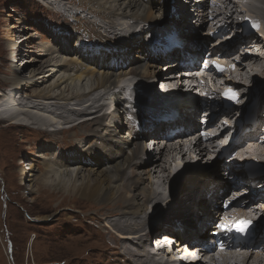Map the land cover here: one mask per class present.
<instances>
[{
    "label": "bare ground",
    "instance_id": "6f19581e",
    "mask_svg": "<svg viewBox=\"0 0 264 264\" xmlns=\"http://www.w3.org/2000/svg\"><path fill=\"white\" fill-rule=\"evenodd\" d=\"M52 1L43 0V6L47 9L51 8ZM202 1L195 0L194 3L199 5V3H203ZM254 1L220 0L221 6H227L224 12L227 26L226 35H231L222 50L234 52L238 47H243L242 51L245 55H242V65H239V68L242 67L240 72L243 73L244 77L249 72L254 80L261 82L260 79L264 78V63H262L261 68L257 65V62L264 60V15L261 16L258 22L260 26L258 36L255 33L242 35L245 13H249L248 7ZM70 4L73 5L74 3L67 2L65 10L70 7ZM90 4L86 8L88 12L101 19V23L97 24L96 27L107 34L102 42L98 40L89 42L91 36L86 37L82 34L74 37L73 34L67 35L60 31H52L54 45L45 43L40 47V51L49 56V59L51 58L55 65L52 66L51 64V68L48 60V62L44 61L45 63L34 69L32 65L34 62L31 60L27 63L30 65L29 70L22 77L18 75L21 70L18 66L19 71L8 78L11 80L12 85L4 93L0 92V117L6 119L4 122H8L9 125L14 127L18 126L26 130L30 128L41 133L50 134L64 130L70 131L77 125L90 126L92 124L94 126V131L90 134L87 131L81 134L82 136L78 139L74 152L67 154L64 158L61 157L60 160L57 157L52 160L49 159L54 166L49 165L47 163L48 159H45L44 155L41 154L38 158L44 161L45 172L40 175V178L33 180L34 175H29L25 169L21 170V181L30 184L26 190L32 192L51 190L53 193H63L67 197L91 199L92 202L97 204L121 205V209L103 215L104 227L113 230L106 232L108 241L114 244L111 247L118 253L119 257H123L124 260L128 261V264H165L149 257L145 252V246L149 240L145 238L146 235L144 234L147 226L150 225L152 231L153 229L155 231L159 229L161 234L165 233L159 239L169 236L177 237L186 242H192L194 239H204L209 229V223L212 225L210 227L224 223L222 211H218L217 205L220 203L215 202L219 198L218 190H223V195L218 199L219 201L227 198L229 191L232 190L238 193L243 184L246 186V183H250L249 186L247 185V189L250 190V194L254 199L249 200L251 196H246L241 201L247 202L245 208L261 205L260 220L257 221L254 232V238L258 239L264 230V189L261 188L256 191L253 188H255V184H264V175L255 178L253 181L244 180L242 184L238 181L226 184L218 181L217 175H213L209 168L199 169L201 168L199 167L193 172L192 179L195 180L193 187L186 188V193L183 195V192L176 199L178 206L184 205L183 211L176 218H174V215L171 218H166L163 212L171 205L166 203L162 197V192L171 180L170 175L179 170L176 166L177 163L179 162V165L184 161L185 167L187 163H190L192 150L186 148L185 143L173 144L176 139L174 138L168 140L166 146L158 152L154 153V150H152L151 153H154L155 156L150 157L147 162L137 164L134 162L137 157L134 141L137 139L138 128L128 125L126 121L127 127L123 125L122 121H108L109 115L112 114L111 110H109L107 116H104V114L101 117H93L94 114L103 110L100 102L105 99V96L109 95L110 91L116 86H124L123 84L127 80L125 78L128 76H135L145 81L156 78L158 82L165 84L167 92L171 90L170 85L177 81L173 77L160 72V54L155 53L154 50L152 51V48L144 43V40L139 41L134 35L135 33L148 32V29L146 30L144 27L137 29V26L141 23L152 27L163 21L169 10L167 1L91 0ZM239 4H241L240 9ZM202 7L203 10L199 13V17H204L200 20L197 19V24L200 21L208 20L206 26L214 30L217 21L212 19V12L207 9V5ZM57 8L60 10V7L57 6ZM263 8L256 9L255 13L261 14ZM51 9L54 10L53 7ZM174 12L175 17L168 19L165 17V20L174 23L175 28L180 33V40L193 41L191 39L186 40L188 35H184L185 33L182 32V29L187 30L185 26H187L188 20L184 7H175ZM190 12H192V9ZM67 15L65 16L67 17ZM68 16L75 20L81 19L76 13H70ZM251 24L256 25V22H251ZM202 28L203 25L198 27L199 32ZM196 33L193 36L196 42L211 39V36L203 34V31ZM197 35H200L201 39ZM119 39L121 42H119ZM238 58L236 56L235 59ZM224 60L220 63L226 64L227 60ZM15 61V59L12 60V63ZM244 65L249 68L247 72H245ZM28 89H32V95L31 93L28 94ZM98 92H104V94L95 96ZM253 94L255 96L253 99L263 100L264 85H262L258 94L255 92ZM110 99L107 103L110 102L111 104L113 98L110 97ZM114 99L118 100V97H114ZM75 102L78 103L73 104ZM194 103H196V99L193 96L175 97L168 102H161L159 111L163 114V110L169 109L164 115L165 117H170L175 113L178 114L175 122L169 124L172 129L180 124L193 127L194 112L189 113L187 110L193 108ZM51 104L65 105V110L63 109L65 119L59 117L57 113L47 111ZM110 104L107 105L110 106ZM176 104H179V106H176ZM219 105V102H213L210 107H218ZM118 106H120V103ZM114 110L116 108H113ZM248 110L254 111V107L250 108L248 106L242 112L245 113ZM117 111L119 112V109ZM159 111L148 116L141 115L145 127L149 128L152 123L157 130L146 135V137H154L146 142L156 144L160 140L159 137L165 135L163 133L158 136V133L161 134L165 129L164 124L158 123V119L163 117L158 114ZM235 113L237 112H231L228 118L233 119ZM116 117H119V114L115 115L113 119ZM257 118L256 113H253L251 124L255 129L252 132L248 131L250 130L249 126L242 120L236 141L243 140L236 142L233 146H229L228 143L225 144L227 146L226 153L232 147L237 153L234 154L233 158L229 156L222 159L230 158L235 159L234 161H242L244 167L252 165L253 168L264 173V123L263 119L258 120ZM31 119L39 121V123L33 122ZM117 122L119 123L117 124ZM238 127V125L235 126L237 129ZM170 131L172 130L170 129ZM224 132L228 134L230 132L229 128L224 127L215 140H221ZM53 145L47 148L51 150L50 152L53 150ZM146 153H148L147 150ZM208 153L206 149H202L199 151L198 156L203 159ZM253 158H257L259 164H254L252 162ZM171 163L175 164L174 172ZM228 163L229 166L235 162ZM28 165V171H32L34 169L33 163ZM243 166L236 164L226 171L234 174ZM98 168L100 169L98 170ZM182 171L183 169L178 173ZM124 175H127V178H124ZM251 183L254 186H251ZM231 185L238 189L230 190ZM207 196H210L208 200L206 199ZM167 200L171 202L172 196L167 197ZM187 203L190 205L186 206ZM150 205L151 210H153L150 217H140L139 215L145 213ZM180 211L179 209L178 212ZM242 213L243 210L229 211L226 216L237 218ZM192 222L194 224L190 226L189 224ZM195 223H201V226L198 228ZM179 225L180 230L174 231L173 228ZM182 228L184 232L181 231ZM208 240L209 237L206 241ZM131 242L135 243L138 248H134ZM210 243L212 244L214 241H210ZM198 247H193V250L198 251ZM232 258V260L226 261L225 264H264V246L262 245V251L257 252V254H255V251L249 252V249H243L234 254ZM197 264L205 263L200 262ZM211 264L220 263L213 262Z\"/></svg>",
    "mask_w": 264,
    "mask_h": 264
},
{
    "label": "rangeland",
    "instance_id": "374dc122",
    "mask_svg": "<svg viewBox=\"0 0 264 264\" xmlns=\"http://www.w3.org/2000/svg\"><path fill=\"white\" fill-rule=\"evenodd\" d=\"M28 1L30 0H0L1 93H4L12 85L8 78L19 71L18 66L21 68L18 75L22 77L29 70L30 65L27 63L31 60L34 62L32 64L34 69L40 64L48 62V60L50 66L51 64L52 66L55 65L49 56L40 51V47L45 43L54 45L52 31H60L67 35L73 34L74 37L81 34L86 37L91 36L89 42L95 40L102 42L107 36L103 30L96 27L97 24L101 23V19L94 17L91 15L93 13L90 14L86 9L91 5V0H60L61 2L53 0L51 8L53 7L54 10L45 8L43 0ZM67 2H72L75 6L72 7L73 5L70 4V7L65 10ZM57 6L60 7V10L56 9ZM262 6L264 7V0H255L248 7L250 10L248 14L255 17L260 15L259 18H261L264 15V10L261 14H256L254 10L261 9ZM81 8L84 9V12L79 11ZM75 12L79 13L82 18L75 20L65 17V14H75ZM194 23H196L195 18L188 19L185 27L190 30ZM199 36L197 35V37ZM119 42H121L120 39ZM14 59L16 61L12 63ZM262 63L264 60L257 62V65L262 68ZM260 81L257 82L252 78L250 92L259 93L262 85H264V78ZM31 90H27L28 94L31 93ZM100 94L101 92H98L95 96ZM167 98L172 97L161 99L150 93L146 103L147 105L158 104ZM252 101L248 106L254 107L258 120L260 118L264 120L262 117L264 99L255 98ZM67 104L66 106H68ZM63 109L65 110V105L51 104L47 111L57 113L59 117L65 119ZM102 109L105 110L106 107ZM151 111L148 109L147 113L150 114ZM97 116L101 117L98 113L93 115V117ZM241 117L231 119V123H235V125L241 123L244 120ZM32 121L39 123V121ZM84 131L90 134L94 131V126L92 124L90 126L77 125L70 131L64 130L47 134L30 128L26 130L18 126L14 127L8 122L0 121V264H128V261L119 257L118 253L111 247L114 244L108 241L106 232L113 230L105 228L103 220V215L121 209V205L97 204L91 199L67 197L63 193H53L51 190L32 192L26 190L30 184L21 181L20 171L24 169L29 175H34L33 180L43 175L42 173L45 172L44 161L38 158L41 154L44 155L45 159H48L47 163L52 165L49 159L52 160L57 157L60 160L61 157L64 158L67 154L74 152L77 141ZM50 145H53L52 152L47 149ZM201 159L198 162L187 163L188 166L195 163V166L190 165L185 172L179 174L174 172L175 164L171 163L174 173L170 175L171 180L162 192V197L166 203L171 205L164 212L161 211L166 218H171L172 215L176 218L183 211L184 205L178 206L176 199L183 192V195L186 193V188L193 187L195 184V180L192 179L193 172L199 167H201L199 169L209 168L213 175H217L218 181L230 184L225 175V170L229 167L227 165L229 163H226L225 159H216L210 162L208 161L210 159L209 153ZM134 162L138 164V161L134 160ZM234 162L243 165L240 161ZM29 163H33L35 170L28 171ZM240 171L243 172L242 169ZM127 175H124V178H127ZM244 180L248 179L245 177L240 179L241 182ZM260 184H255L253 189L260 190L262 188ZM247 185L249 186L250 183H246V186L243 184L241 188L250 192ZM218 194L220 196V190H218ZM169 196H172L171 202L167 200ZM209 198L210 196H207L206 199ZM250 199L254 198L251 196ZM189 205V203L186 204V206ZM151 209L150 205L148 210L139 216L150 217L153 211ZM179 209L180 212H178ZM192 224L194 223L189 225ZM195 224L198 228L201 226V223ZM148 228L149 226L144 232L146 239H149ZM159 231V229L154 230V233L160 237L162 234ZM207 237H210L209 234ZM131 243L134 248H138L135 243ZM145 252L147 253L146 247Z\"/></svg>",
    "mask_w": 264,
    "mask_h": 264
},
{
    "label": "clouds",
    "instance_id": "9594fccd",
    "mask_svg": "<svg viewBox=\"0 0 264 264\" xmlns=\"http://www.w3.org/2000/svg\"><path fill=\"white\" fill-rule=\"evenodd\" d=\"M243 48V47H242ZM243 52V51H242ZM233 55L231 56L232 58H234L233 56H238V55H240L241 53H240V51L238 50V49H236V51H234V52H231ZM252 83V82H251ZM250 89H252L251 87H250ZM248 93L249 94H252V96H253V98H254V94L252 93V92H250V90L248 91ZM246 107H248V105L246 106ZM246 107L245 108H243V109H240L241 111L242 110H244V109H246ZM250 108H252V107H250ZM252 111L251 110H248V111H246L245 113H242V117L244 118V122H246V119H247V122L249 123V122H251L252 121V116L250 115V113H251ZM255 112V111H254ZM263 114H264V112H263ZM264 116V115H263ZM241 117V118H242ZM263 123H264V120H263ZM262 133V132H261ZM234 165H229V167L228 168H232ZM250 169V170H249ZM228 170V169H227ZM249 170V171H248ZM226 171V170H225ZM242 171L243 172H241L240 171V169H238V171L236 172V173H234V174H232L231 173V176H235V177H238V176H240L239 174H241V173H243L246 177V179H248L249 181H253L255 178H257V177H261L262 175H264V173H262V172H260L259 170H257V169H255V168H252V167H249V168H242ZM226 172H228V171H226ZM251 177V178H250ZM260 185H262V184H260ZM260 217L258 216V219L256 220V222H255V228H256V223H257V221L258 220H260L259 219ZM255 228L253 229L254 230V232H255ZM253 232V233H254ZM254 236V235H253ZM264 237V230L262 231V234L261 235H259V237H258V239H255V241L257 242V241H260L262 238Z\"/></svg>",
    "mask_w": 264,
    "mask_h": 264
},
{
    "label": "snow or ice",
    "instance_id": "6c2138e0",
    "mask_svg": "<svg viewBox=\"0 0 264 264\" xmlns=\"http://www.w3.org/2000/svg\"><path fill=\"white\" fill-rule=\"evenodd\" d=\"M207 66V65H205ZM214 67L219 70V71H223V67L221 65H219L218 63L214 65ZM226 98L229 100H237V95L234 92L229 91L228 93H226ZM251 222L247 221V220H241L239 221L236 225H235V231L236 232H245L246 229L250 226ZM219 227H221L222 229L225 228L224 225H219Z\"/></svg>",
    "mask_w": 264,
    "mask_h": 264
},
{
    "label": "trees",
    "instance_id": "16d2710c",
    "mask_svg": "<svg viewBox=\"0 0 264 264\" xmlns=\"http://www.w3.org/2000/svg\"><path fill=\"white\" fill-rule=\"evenodd\" d=\"M28 2H30V1H28Z\"/></svg>",
    "mask_w": 264,
    "mask_h": 264
}]
</instances>
